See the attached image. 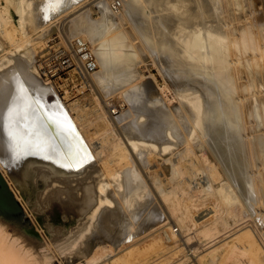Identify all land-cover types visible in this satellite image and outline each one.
Here are the masks:
<instances>
[{"label": "bare ground", "instance_id": "bare-ground-1", "mask_svg": "<svg viewBox=\"0 0 264 264\" xmlns=\"http://www.w3.org/2000/svg\"><path fill=\"white\" fill-rule=\"evenodd\" d=\"M259 2L261 10L254 0H126L117 17L103 3L95 20L83 9L74 12L81 5L62 16L63 26L83 36L94 55L96 67L85 73L84 85L98 70L94 84L106 95L121 93L136 116L116 137L115 160L106 171L88 164L89 149L55 89L40 78L39 65H26L24 58L12 67L5 59L0 63V174L24 212L33 206L48 254L62 247L83 259L77 264H107L105 253L110 259L116 254V264H166L156 263L167 252L151 241L135 256L132 247L147 233H161L170 219L196 240L195 264H264V0ZM120 3H113L116 11ZM42 5L36 0L27 13L19 0L20 26L25 17L40 24ZM127 23L134 31L124 28ZM1 36L11 54L21 49L23 34L2 9ZM145 49L174 84L178 111L152 98L150 82L139 81ZM48 92L56 96L52 105L45 101ZM38 158L54 164L39 165ZM154 161L167 166L162 174ZM198 180L201 187L194 185ZM14 231L0 230V264H32V254L45 264L40 245Z\"/></svg>", "mask_w": 264, "mask_h": 264}, {"label": "rangeland", "instance_id": "rangeland-1", "mask_svg": "<svg viewBox=\"0 0 264 264\" xmlns=\"http://www.w3.org/2000/svg\"><path fill=\"white\" fill-rule=\"evenodd\" d=\"M20 1L22 2V5L26 7L27 13L31 12L34 9V3L36 0H20ZM115 1L117 0H75V1L41 0V2L43 3L42 8L37 9V14H36V16H38L41 19L40 24L38 23L39 26L37 24H33L32 23L33 21H31V19L28 18L26 19L25 17V19L22 20V27H21L20 26L21 17L20 14L17 13V10L15 8V5L17 2H19V0H9V1L0 0V9H2V11L5 10L8 11V14L12 18V23L16 27H18L21 34H23L22 36L23 42L21 44V49L14 54H11V50L13 49L11 43H9L8 39L3 38V36H1L0 63H2L3 60L5 59L4 61L9 62L8 67H12L15 64L16 59L24 58L23 60L25 61L26 65L33 63V65L36 67V65L40 63L41 67L44 66L42 61L44 57L47 55V52L50 50L52 46L56 45L59 41H61L63 35H66L70 39L83 38V36L74 37L73 34L72 35L70 34L66 26H63L61 20L62 16H64L67 12L72 11L76 6L81 5V7L83 6V8H79L74 12L83 9L81 10V13L86 12L92 19L95 20L98 19V17H100V11H101L100 5H102L103 3L107 7H109L117 17L118 15L123 14V10L126 6L125 5L126 0H120L121 8L119 11H116V9L113 8V3ZM246 1H250V0H246ZM254 1H256V3L258 4L257 9L261 10L262 8L261 6H260L261 8H258L259 5H262L261 2H259V0L258 1L254 0ZM27 17L29 16L27 15ZM73 17L76 18L78 16L75 17L74 15ZM127 24H126L127 26L124 25V28L127 30L129 29L128 31H132V30L134 31V29H132L131 27V24L130 23ZM135 43L142 44L141 40L139 39L136 40ZM140 61L141 62L138 66V73L140 76L139 81L150 82V84H152L154 88V94L152 98L160 99L165 107H167L172 111H178L181 108V104L176 94L174 84L165 75L160 64L156 60L154 54L151 51L145 49L142 53ZM36 69H38L37 71L40 74V78L43 80V82L52 85V87L55 89L57 94L56 96H58V99L62 102V104L66 108V111L70 119L75 123L77 132L81 136V139H83L85 145L88 147L91 158H93L92 160H90L88 164L93 165V161H94V163H96V166L98 167V170L101 169V171H106V168L108 166H111L115 160V156L113 154L114 152L112 150L115 139H117L123 134V132L121 131H123L122 129L124 124L128 122L136 121V116L133 117V115H131L130 113L133 112L132 107L127 102H123L124 99L123 101L121 100V98H123V95L121 93L117 95L109 96L105 94L102 86H97V84H94L96 82L92 76H94L98 70L93 74H91L89 79L90 86L86 87L82 82V80L74 74V71H71L70 69H69L70 71H68L66 74H63L61 77H51V78L47 77L48 79H46L44 73H42L39 67H37ZM56 96L53 92L50 93L48 92L46 94L45 101L47 100V104L52 105L56 101ZM111 103L113 105H111ZM139 122L140 121H138V123ZM21 134L24 133H20L19 135L16 133L15 138L18 136L23 137L25 135V134L24 135ZM171 141L175 145L177 144L176 139L172 138ZM35 145L41 146L39 142H37ZM176 149L175 151H177ZM27 155L28 154L24 156ZM36 162L42 166H44L46 163L54 164V162L52 161H45L40 158H38V160L36 159ZM156 163L157 161H154L152 165L155 167ZM99 166H101L102 168ZM57 167L60 166L57 165ZM161 167L160 166L157 167L156 165L155 168H157L156 170L167 168L166 165H164V167L163 166ZM163 171L164 170H159V173L162 174ZM81 177L82 175L79 176V178ZM202 177H200L199 179L200 181H202V183L198 180L194 185L200 182L202 186L206 187L205 185L206 178L205 177L202 178ZM104 178H106V176ZM200 183L198 184L197 187H201ZM58 187L63 188V185L59 184ZM179 196L181 197V195ZM186 202L191 203V201H186ZM197 203L199 204V202H195L196 205ZM27 206H28L27 209L29 210L26 212L29 213L31 212L32 210L31 208H33V206L30 205ZM110 207L113 208L114 206H110ZM201 208L202 206H199V209ZM26 212H24L25 215V218L23 219L24 221L21 222L19 221L18 223H13L11 221L5 220L0 217V230L3 232H8V234L10 235H13L15 232L14 230L21 229V231L24 232L25 237H31L35 242H37L40 245L38 249L43 254L42 256L46 258L45 264H77L78 262L83 261V259H81L80 261L75 257L71 258L70 256H68V252H65V250L62 251V247L61 249L59 248V250L61 251L58 250L59 252H56L54 254L56 256L51 255L50 253L48 254L45 245L46 239H44L47 237L46 232L44 230L45 228L36 219L37 214L34 215L31 212L32 214L31 215V214H26ZM169 220L170 219L167 220L165 219L164 222L167 225L169 223V226L163 228L161 230L162 231L161 233L159 232L158 234L155 235L154 234L150 235L147 233L141 236L139 238L140 241L137 240V242L139 241L138 244H134V246L132 247V253L134 254V256L138 255L140 252H142L143 248L146 247L147 249L149 244H151V243L148 244V241H151L154 247L159 249L161 247V249H164L163 250L164 252L165 250L167 252L164 253L163 256H160L161 258L159 257L156 258L155 259L156 263H159L162 260L167 262L166 264H172V263L178 264L181 261H183L184 258V260L187 259L186 264L189 263L195 264V262H197L196 251L198 250L197 247L198 244L195 242L196 240L194 239L191 240L189 233L182 231L178 227L175 220H171V221ZM165 229L167 230V232ZM43 230H44V234H43ZM88 234H90V232L88 231L84 232V235H88ZM69 235L70 237L72 236L69 233L67 234V237H69ZM149 235L150 237H148ZM167 237L169 241H167L168 240ZM92 238L95 239V237ZM170 241L171 243L169 244ZM165 242H167V244ZM146 243L148 246L145 245ZM171 248L174 249L171 250ZM101 254L102 253H100L99 255ZM105 255L108 256V254L105 253L102 261L106 260L107 264L117 263L114 262L115 260L118 259V257H116V254H114V257H112L111 259L110 257H105ZM173 255L176 256L173 257ZM40 257H41L40 255L32 254L29 255L28 260L32 264H42L43 261L39 259ZM107 258H109V260ZM118 261H122V260L119 259Z\"/></svg>", "mask_w": 264, "mask_h": 264}, {"label": "built area", "instance_id": "built-area-1", "mask_svg": "<svg viewBox=\"0 0 264 264\" xmlns=\"http://www.w3.org/2000/svg\"><path fill=\"white\" fill-rule=\"evenodd\" d=\"M42 62L44 66L37 65L46 79L61 77L71 70L83 82L85 73L92 72L96 67L93 53L80 38L71 39L68 43L59 41L50 48Z\"/></svg>", "mask_w": 264, "mask_h": 264}, {"label": "water", "instance_id": "water-1", "mask_svg": "<svg viewBox=\"0 0 264 264\" xmlns=\"http://www.w3.org/2000/svg\"><path fill=\"white\" fill-rule=\"evenodd\" d=\"M0 217L18 223L25 218L24 212L0 174Z\"/></svg>", "mask_w": 264, "mask_h": 264}]
</instances>
